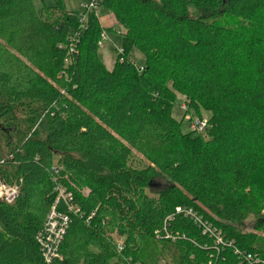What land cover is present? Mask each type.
I'll return each mask as SVG.
<instances>
[{
    "label": "trees",
    "instance_id": "obj_1",
    "mask_svg": "<svg viewBox=\"0 0 264 264\" xmlns=\"http://www.w3.org/2000/svg\"><path fill=\"white\" fill-rule=\"evenodd\" d=\"M34 1L0 0V180L19 190L0 264H264V0H100L124 30L111 70L96 12ZM174 91L209 113L206 138L183 133ZM56 184L80 214L47 263Z\"/></svg>",
    "mask_w": 264,
    "mask_h": 264
},
{
    "label": "rangeland",
    "instance_id": "obj_2",
    "mask_svg": "<svg viewBox=\"0 0 264 264\" xmlns=\"http://www.w3.org/2000/svg\"><path fill=\"white\" fill-rule=\"evenodd\" d=\"M87 0H68L66 2L67 9L73 11L77 15H81L84 12L83 4H85ZM54 0H35L34 7L38 14H41L43 8L45 6H53ZM98 18L101 21V25L106 31L104 32L107 36L105 40L101 42L99 56L104 62L105 66L108 70L113 69L116 56L121 49L122 38L121 33L124 32L122 27L117 23L114 15L104 7H99L96 12ZM190 14L192 16H197L198 12L194 8L190 9ZM229 19L220 20V23L223 25H227L229 23ZM131 59L135 61L137 64H142L143 55L140 52L134 50L131 55ZM170 86H172L170 84ZM176 99L173 105L172 114L173 117L177 121H182V130L184 134L193 133V136H203L206 138V129H208V121H209V113L205 111H200L196 113L194 110H190V101L188 98L177 91H174ZM206 122L207 126L204 131L196 132L193 128L196 121ZM134 158L139 159L142 158V154L138 152H134ZM85 194L88 193V190L84 191ZM252 228V219L248 220L243 229L245 232L251 231ZM109 236L113 239V242L117 244H124L125 236L121 235L118 230H110Z\"/></svg>",
    "mask_w": 264,
    "mask_h": 264
},
{
    "label": "built area",
    "instance_id": "obj_3",
    "mask_svg": "<svg viewBox=\"0 0 264 264\" xmlns=\"http://www.w3.org/2000/svg\"><path fill=\"white\" fill-rule=\"evenodd\" d=\"M100 0H87L83 4L84 12L80 15L82 21L86 20V15L90 11L97 12L99 9ZM107 38L106 34H102L101 42ZM101 46V43H100ZM123 50L120 49L119 53ZM207 126L206 122L196 121L193 128L196 132H202ZM55 192L57 198L52 206L47 220L45 222L44 231L38 237V241L42 247V251L47 263H51L54 259L60 258V247L68 232L70 225V215L80 214V209L73 203V195L68 192L62 184H56ZM19 190L17 186H11L0 180V201L13 205L18 197ZM63 204V208L60 205ZM179 211V210H178ZM191 215V212L188 211ZM203 234L210 235L215 239V245L217 247H233L232 243L225 242L221 233L215 229L206 227ZM118 250L121 251L123 244H117ZM235 254H239V251L235 249ZM247 261H252L251 256L243 254L242 256Z\"/></svg>",
    "mask_w": 264,
    "mask_h": 264
},
{
    "label": "crops",
    "instance_id": "obj_4",
    "mask_svg": "<svg viewBox=\"0 0 264 264\" xmlns=\"http://www.w3.org/2000/svg\"><path fill=\"white\" fill-rule=\"evenodd\" d=\"M101 22V21H100ZM103 27V26H102Z\"/></svg>",
    "mask_w": 264,
    "mask_h": 264
}]
</instances>
